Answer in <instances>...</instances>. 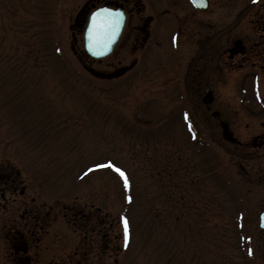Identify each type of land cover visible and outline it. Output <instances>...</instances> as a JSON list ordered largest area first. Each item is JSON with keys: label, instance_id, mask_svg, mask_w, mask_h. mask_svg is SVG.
<instances>
[{"label": "rangeland", "instance_id": "rangeland-1", "mask_svg": "<svg viewBox=\"0 0 264 264\" xmlns=\"http://www.w3.org/2000/svg\"><path fill=\"white\" fill-rule=\"evenodd\" d=\"M83 2L0 0V158L49 197L104 208L106 264H260L258 233L249 253L231 220L240 173L211 133L198 137L197 107L146 75L96 77L115 56L87 61L73 20Z\"/></svg>", "mask_w": 264, "mask_h": 264}, {"label": "flooded vegetation", "instance_id": "flooded-vegetation-1", "mask_svg": "<svg viewBox=\"0 0 264 264\" xmlns=\"http://www.w3.org/2000/svg\"><path fill=\"white\" fill-rule=\"evenodd\" d=\"M207 1L200 9L164 0L158 10L142 0H84L73 20L82 29L101 4L123 11L102 75H146L164 96L197 107L198 133H211L240 173L231 184L241 220L233 226L258 233L264 264V0ZM106 216L89 197H49L0 158V264H106Z\"/></svg>", "mask_w": 264, "mask_h": 264}, {"label": "snow or ice", "instance_id": "snow-or-ice-1", "mask_svg": "<svg viewBox=\"0 0 264 264\" xmlns=\"http://www.w3.org/2000/svg\"><path fill=\"white\" fill-rule=\"evenodd\" d=\"M121 13L118 10H112L107 8H98L90 14L89 18V36L93 39L94 35L97 34H114L115 29L119 25ZM93 43L99 45L101 41L99 39H93ZM91 46V45H90ZM116 171L122 179H124V173L121 169L115 167L111 163L107 165ZM125 186H127V181L125 179ZM123 222V217L121 218ZM125 233H127L125 227Z\"/></svg>", "mask_w": 264, "mask_h": 264}, {"label": "water", "instance_id": "water-1", "mask_svg": "<svg viewBox=\"0 0 264 264\" xmlns=\"http://www.w3.org/2000/svg\"><path fill=\"white\" fill-rule=\"evenodd\" d=\"M191 1L198 7L206 6V3L204 0H191ZM121 20H122V16L120 17L119 25L115 29L114 34H109V35L97 34V35H94L93 39H99L101 41V43L99 45L93 43V39H90L89 31H88V28H89V23H88V26H87L86 31H85V47L91 55L98 57V56L104 55L108 51V49L113 44V42H114V40H115V38L119 32Z\"/></svg>", "mask_w": 264, "mask_h": 264}]
</instances>
